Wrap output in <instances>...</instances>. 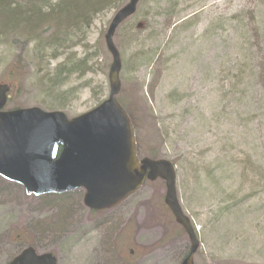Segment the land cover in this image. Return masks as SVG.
<instances>
[{
	"label": "rangeland",
	"instance_id": "374dc122",
	"mask_svg": "<svg viewBox=\"0 0 264 264\" xmlns=\"http://www.w3.org/2000/svg\"><path fill=\"white\" fill-rule=\"evenodd\" d=\"M117 11L95 15L56 59L49 32L25 44L0 38V83L12 88L6 110L75 118L104 102L105 35ZM114 42L117 99L132 117L139 158L176 167L178 199L200 242L195 264H264V0H141ZM60 67L64 85L43 89ZM84 194L28 197L0 177V264L27 247L58 264H181L188 254L163 181L104 213L89 212Z\"/></svg>",
	"mask_w": 264,
	"mask_h": 264
},
{
	"label": "water",
	"instance_id": "95a60500",
	"mask_svg": "<svg viewBox=\"0 0 264 264\" xmlns=\"http://www.w3.org/2000/svg\"><path fill=\"white\" fill-rule=\"evenodd\" d=\"M141 0H129L112 18L105 45L112 62L110 94L98 107L69 119L63 112L40 108L4 111L10 88L0 84V177L24 188L29 197L62 195L84 189L85 205L104 212L136 194L146 180L165 182V205L190 241L181 264H195L200 242L181 208L176 170L167 160L136 158L134 129L117 101L122 58L114 42L118 28L137 12ZM142 30V24L138 25ZM8 264H58L52 254L24 249Z\"/></svg>",
	"mask_w": 264,
	"mask_h": 264
},
{
	"label": "trees",
	"instance_id": "16d2710c",
	"mask_svg": "<svg viewBox=\"0 0 264 264\" xmlns=\"http://www.w3.org/2000/svg\"><path fill=\"white\" fill-rule=\"evenodd\" d=\"M125 1L126 0H27L24 3H19L17 0H0V38L5 42L16 39V44H25L28 40L39 37L42 38L44 34L49 32L48 41L50 46L48 47L53 49L56 48V53L51 56L52 59H56L58 57L57 52L59 47L67 46L66 43L68 44V41L74 39L85 24L93 20L95 15L109 8L119 10ZM42 42L38 45L39 50L44 48ZM57 42L59 44H57ZM70 60H73V58ZM18 62L16 68H14L16 72L22 68L23 64V61ZM76 65L77 62L74 63L72 61L71 67H75ZM50 73L52 82L47 81L40 86L43 89L50 88L51 86L61 88L65 80L63 76H67L65 70L60 67L55 71L50 70L49 74ZM20 252L21 251L16 253V255Z\"/></svg>",
	"mask_w": 264,
	"mask_h": 264
},
{
	"label": "flooded vegetation",
	"instance_id": "af4514ba",
	"mask_svg": "<svg viewBox=\"0 0 264 264\" xmlns=\"http://www.w3.org/2000/svg\"><path fill=\"white\" fill-rule=\"evenodd\" d=\"M84 201V200H83ZM89 212H91V211H89ZM91 213H93V212H91Z\"/></svg>",
	"mask_w": 264,
	"mask_h": 264
}]
</instances>
